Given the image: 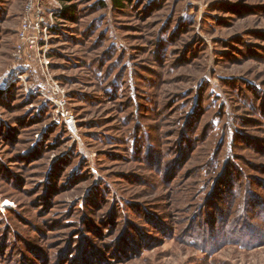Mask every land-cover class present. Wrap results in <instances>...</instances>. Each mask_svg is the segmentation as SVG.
<instances>
[{"label":"rangeland","instance_id":"1","mask_svg":"<svg viewBox=\"0 0 264 264\" xmlns=\"http://www.w3.org/2000/svg\"><path fill=\"white\" fill-rule=\"evenodd\" d=\"M28 1L0 0V264H264V0H34L74 126L17 76Z\"/></svg>","mask_w":264,"mask_h":264},{"label":"built area","instance_id":"2","mask_svg":"<svg viewBox=\"0 0 264 264\" xmlns=\"http://www.w3.org/2000/svg\"><path fill=\"white\" fill-rule=\"evenodd\" d=\"M49 10V13H45L34 0L28 1L12 56L17 63L18 78L23 81L28 76L33 78L39 92L57 106L68 124L74 126L73 117L68 111H63L67 105L66 96L53 83L48 73L51 65L48 57L49 39L56 26L54 17H57L56 11L51 8ZM48 88L51 90L48 91Z\"/></svg>","mask_w":264,"mask_h":264},{"label":"trees","instance_id":"3","mask_svg":"<svg viewBox=\"0 0 264 264\" xmlns=\"http://www.w3.org/2000/svg\"><path fill=\"white\" fill-rule=\"evenodd\" d=\"M62 1L67 3V2H70L72 0H62ZM134 1L135 0H111L112 5H113V7H115V9H122L125 7L126 4H132ZM103 6H104V4H103ZM71 9H73L71 6L66 5L65 10L63 13L60 14V17L61 18H65V17L71 18L72 17V16H70L71 15V11H70ZM68 12H70V14H68ZM55 30H56V28H55ZM2 94L0 93V95H2Z\"/></svg>","mask_w":264,"mask_h":264}]
</instances>
